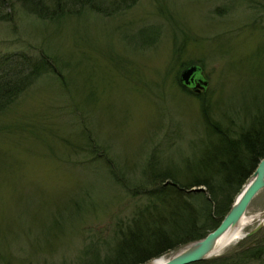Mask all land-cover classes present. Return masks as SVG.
<instances>
[{
    "label": "rangeland",
    "instance_id": "rangeland-1",
    "mask_svg": "<svg viewBox=\"0 0 264 264\" xmlns=\"http://www.w3.org/2000/svg\"><path fill=\"white\" fill-rule=\"evenodd\" d=\"M134 2L106 3L115 7L106 14L78 5L52 19L19 1L1 9L0 57L49 56L54 71L0 112V264L111 256L150 202L132 188L144 192L153 171L186 176L185 164L197 163L210 138L202 104L232 129L263 104L264 0ZM183 62L200 64L208 81L198 97L175 81ZM263 209L264 187L244 216ZM263 239L264 222L217 254Z\"/></svg>",
    "mask_w": 264,
    "mask_h": 264
},
{
    "label": "trees",
    "instance_id": "trees-1",
    "mask_svg": "<svg viewBox=\"0 0 264 264\" xmlns=\"http://www.w3.org/2000/svg\"><path fill=\"white\" fill-rule=\"evenodd\" d=\"M14 1L21 2L34 14L50 19L61 14V10L78 5L106 14L115 9L114 6L107 8L106 3L121 6L135 3V0H72L73 5L66 6L62 0H0V19L8 18L1 9ZM16 56L18 61H15ZM50 59L53 61L49 56L34 58L18 52L0 57V112L15 101L39 73L49 69L54 71ZM191 64L197 63L183 62L180 69ZM175 81L183 86L178 72ZM187 91L197 97L200 95V92L198 94L191 89ZM202 113L210 138L197 163L185 164L186 176L172 168H162L158 172L153 171L157 168L151 169L153 173L145 181L150 186H145L144 192L140 191L141 186L132 188L135 190L132 193L144 194L150 202L119 232L121 239L114 243L111 256L100 262L93 256L96 264L141 263L203 237L219 223L237 189L256 167L258 160L264 157V102L250 116L247 125L236 129L210 118L204 103ZM188 198L195 199V203ZM261 255H264V239L242 247L234 254L220 253L188 264H245ZM85 261L79 264H85Z\"/></svg>",
    "mask_w": 264,
    "mask_h": 264
},
{
    "label": "water",
    "instance_id": "water-1",
    "mask_svg": "<svg viewBox=\"0 0 264 264\" xmlns=\"http://www.w3.org/2000/svg\"><path fill=\"white\" fill-rule=\"evenodd\" d=\"M179 81L184 86H192V89L196 92L199 89H204L207 82L203 74L201 73L200 66L197 64L187 65L180 70ZM264 187V157H261L256 163V167L248 174L245 181L240 185L239 189L233 196L228 210L223 215L219 223L215 228L211 229L201 238L189 241L175 250V252L166 256V259L162 260L158 264H188L190 262H196V260L206 259L207 257L217 255L212 251L216 243V239L219 235L227 231V228L235 226L241 216L247 209V204L254 197V195ZM200 188V187H197ZM258 218H253L252 221L257 223L253 229L242 234L239 238L249 236L253 232L259 230V227L264 222V209L260 212ZM156 257L145 260L137 264H150Z\"/></svg>",
    "mask_w": 264,
    "mask_h": 264
},
{
    "label": "bare ground",
    "instance_id": "bare-ground-1",
    "mask_svg": "<svg viewBox=\"0 0 264 264\" xmlns=\"http://www.w3.org/2000/svg\"><path fill=\"white\" fill-rule=\"evenodd\" d=\"M260 212L261 211H258L248 216H241L239 222L235 226L227 228L226 232L217 237V239L215 240L216 243L212 248V251L217 253V251L221 250L223 247L227 246L232 241L237 240L243 234L244 226L247 225L248 222H251L253 218H258L261 214ZM164 259H166L165 255L158 256L154 259V261L150 262V264H158Z\"/></svg>",
    "mask_w": 264,
    "mask_h": 264
}]
</instances>
